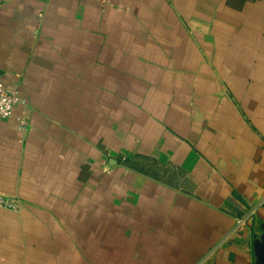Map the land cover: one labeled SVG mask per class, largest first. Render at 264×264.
Returning a JSON list of instances; mask_svg holds the SVG:
<instances>
[{"label":"crops","instance_id":"0c3cea01","mask_svg":"<svg viewBox=\"0 0 264 264\" xmlns=\"http://www.w3.org/2000/svg\"><path fill=\"white\" fill-rule=\"evenodd\" d=\"M0 71V264H255L264 0H0Z\"/></svg>","mask_w":264,"mask_h":264},{"label":"built area","instance_id":"2783aa9c","mask_svg":"<svg viewBox=\"0 0 264 264\" xmlns=\"http://www.w3.org/2000/svg\"><path fill=\"white\" fill-rule=\"evenodd\" d=\"M20 104H22L20 92L16 89L8 88L3 81H0V118L11 119ZM18 122L20 131H26V121L19 119ZM0 208L18 211L20 205L16 199L0 196Z\"/></svg>","mask_w":264,"mask_h":264},{"label":"water","instance_id":"95a60500","mask_svg":"<svg viewBox=\"0 0 264 264\" xmlns=\"http://www.w3.org/2000/svg\"><path fill=\"white\" fill-rule=\"evenodd\" d=\"M2 72L0 71V76ZM255 264H264V231L259 235L254 244Z\"/></svg>","mask_w":264,"mask_h":264}]
</instances>
